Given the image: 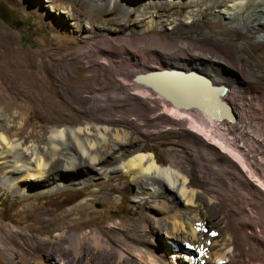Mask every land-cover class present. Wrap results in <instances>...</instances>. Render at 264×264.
<instances>
[{"label": "bare ground", "instance_id": "bare-ground-1", "mask_svg": "<svg viewBox=\"0 0 264 264\" xmlns=\"http://www.w3.org/2000/svg\"><path fill=\"white\" fill-rule=\"evenodd\" d=\"M94 2L97 7H113L126 14L135 13L136 16L131 24L126 20L119 24H102L96 38H93V34L84 32L83 36L88 41L82 47L83 53L79 60L86 68L95 67L90 75H93L96 81L108 82L104 89L92 90L91 97L95 98L91 101V106H88V112L94 115V119L62 128L52 126L49 135L41 141L39 138L33 139L31 133L22 135L25 124L19 121L16 126L10 125L9 116L0 110V174L7 189L15 195H42L61 186L84 185L90 180L100 181L110 176L127 174L149 195L163 191L167 196L181 202L173 212V208L169 204L164 205V201L162 205L153 207L148 202L135 200L143 211L146 209L152 214V217L142 215L140 221L143 220V223L154 227L160 220H164L166 222L160 233H164L175 244V240H181L192 245L195 253L189 259V264H211L213 261H220L225 258V251L229 249H232V257L234 250L237 251L235 247L245 241L253 255L249 264H264V58L258 61L246 54L248 44L264 45V0ZM218 3L223 5L217 6ZM183 6L189 8L180 14ZM174 7L179 8L176 13H163L165 9L174 10ZM210 8H215L214 17L224 20L231 29L258 30L257 38L234 42L225 37L211 35L212 38H195L176 33L188 32L193 24V15ZM64 10L62 12H68L65 7ZM158 30H167V34L160 36L155 33ZM222 30L226 31L227 28ZM216 34L219 35L218 32ZM210 40L214 43L211 44ZM262 55L264 57V50ZM226 65L234 69L227 71ZM171 68L186 72L200 71L210 79L211 84L225 86L222 99L234 110L237 119H211L196 107L177 109L151 86L133 79L137 74ZM61 72L65 73V68ZM69 75L71 78L67 82L62 81L56 77L52 68H44L42 61H28L15 50L0 44V82L4 84L1 89L9 90L14 104L18 103L17 100H22L40 107L47 119L54 124L61 119L65 111L63 91L67 88L76 91L80 87L78 83L73 85V77L76 76L74 72ZM150 79L157 81L163 90L173 96L201 101L212 100L213 97L214 92L196 78L181 80L161 74ZM120 97H123L124 101H119ZM221 105L215 102L212 107ZM119 109L126 113L134 111L138 117H155V120L166 125L181 127L189 123L191 127H196L194 133L201 138L194 137V143L198 140L203 146L206 144V149L195 146V156L199 159V156L205 153L209 160H216L219 154L229 157L230 162L219 163L224 169H231V178L225 179L223 185L217 184V188L208 186L205 190V187L200 190L189 186L188 172L183 168L185 166L176 152H167V164L158 163L152 151L143 150L137 129L129 130L116 124L119 118L117 120L110 112ZM194 122L197 125H194ZM209 125H212V129ZM210 192L221 195L226 207L231 206L235 233L226 229L215 237L209 236L208 231L204 232L207 221L211 222V219L206 217V206L203 205L202 199L212 204L214 199ZM89 201H81L71 206L67 213L60 216H47L45 211L37 212L32 208L28 213L32 222L25 229L40 234L41 231H47V224H60L64 216L70 218L71 214H77L80 218L90 215L92 211ZM160 212L164 214L160 215ZM243 218H247L248 222H243ZM124 222L123 220L119 225L124 227ZM134 227L136 225L132 224V228ZM110 229H113V225L90 230L87 242L93 247L110 245L98 232ZM208 230L212 231V226ZM82 233L70 232L68 236L67 245L76 255L82 250L78 247L80 241L85 240ZM12 236V233L6 234L8 239H13ZM55 238L60 239L61 235L58 233ZM180 247L177 243L176 248ZM111 249L115 248L111 246ZM138 250L148 264H163V251L159 243L143 239ZM0 251H4L1 246ZM8 254L13 262H23V252L9 248ZM17 257L18 259L14 260ZM117 257V264H126L120 250H117ZM179 258L182 261L184 259ZM104 263L113 264L114 261L107 260ZM60 264L70 263L65 261Z\"/></svg>", "mask_w": 264, "mask_h": 264}, {"label": "rangeland", "instance_id": "rangeland-1", "mask_svg": "<svg viewBox=\"0 0 264 264\" xmlns=\"http://www.w3.org/2000/svg\"><path fill=\"white\" fill-rule=\"evenodd\" d=\"M222 5V3H218L217 6ZM64 7L68 9V12H62V10L65 11ZM176 7H174V10L165 9L163 13L166 15H170L171 12L176 13V10L179 9ZM188 8V6H183L180 14L184 13ZM214 9H204L199 14L193 15V24H191V28L189 27L188 32L176 31V33L179 32L178 34L190 35L195 38L210 37L211 35L213 37H225L234 42L257 38L258 30L231 29L224 20L214 17ZM125 14L123 11L113 7H97L94 0H0V44L7 49L15 50L17 54L25 57L28 61H42L44 68H52L56 77L62 81L67 82L71 78L69 74L74 72L76 76L73 77V85L78 83L80 86L76 91L68 88L63 91L65 111L61 119L54 124V122L47 119L44 111L32 102L17 100L18 103L14 104L13 99L10 97L11 93L7 89L2 90L1 86L3 87L4 84L0 82V110H3L9 116L10 125L16 126L20 121L21 124H25L22 135L31 133L33 139L39 138L42 141L49 135V129L52 126L62 128L93 120L94 115L88 112V106H91V101L95 98L91 97L92 90L104 89L103 87H107L108 82L96 81L95 77L90 75L95 67L86 68L85 65L81 64L82 62L79 59L83 53L82 47L88 41L83 35L84 32H87L88 35L93 34V38H96L99 26L124 23L125 20L128 24H131L135 20V13ZM222 28H227L229 32L226 30L227 33ZM213 30L217 31L219 35ZM155 33L164 36L167 34V30H158ZM210 43L213 44L214 42L210 40ZM78 49L80 50L79 52ZM263 50V44L258 46L248 44L246 46V54L258 61H262L261 58H264L262 55ZM63 57L67 58L64 59ZM64 68L66 74L61 72ZM225 68L227 71L234 69L227 65ZM98 96L96 95V97ZM122 100L124 101V98L120 97L119 101ZM131 112L126 113V111L123 112L122 109H119L110 113L117 120L119 118V122L116 123L119 126L126 127L129 130H138V136L144 146L143 150L152 151L158 163L167 164V152H176L185 166L183 168L188 172L189 186H195V188L200 190H203L204 187L205 190L208 186L217 188V184L223 185L225 179L231 178V169H224L220 165L224 161L230 162L229 157L219 154L216 160H209L205 157V153L200 155L199 159L197 155L195 156V146L206 149V144L203 146L200 142L198 143V140L196 141L197 143H194V137L198 136L194 133L196 127H191L189 123L181 127L166 125L155 120V117L146 118L143 115L138 117L134 111ZM194 125H197V123L194 122ZM209 128L212 129V125H209ZM198 138L201 137L198 136ZM208 140L210 141V139ZM221 157L223 158L221 159ZM130 179L127 174H119L115 177L110 176L106 180H90L84 185L61 186L52 192L43 193L42 195H15L7 189L6 183L2 180L0 174V246L4 248L3 252L0 251V264H60V262L65 261L70 264H105L104 262L107 260L114 261L113 264H117V250L122 252V257L125 258L126 264H148L146 258L140 256L141 252L138 250L143 239H150L155 244H160V248L163 251V264H180L177 263L178 259L179 261L181 260L179 257H184V260H188L187 264H189V259H191L192 255L194 256L195 249L193 248L187 254L182 253L184 251V247L181 244L183 241L175 240L174 242L176 244L179 243L181 246L176 248L175 243L168 239L164 233H160L166 221L160 220L154 227L143 223V220L140 221L139 219L142 215L152 217V214L146 209L143 211L135 200L140 199V201L148 202L153 207L158 204L162 205L164 201V205L169 204L173 208V212L181 202L167 196L163 191L149 195ZM200 190H198L199 195L201 193ZM210 194L214 199L212 204H208L201 198L203 205L206 206V217L209 216L211 219V222L207 221L204 232L208 231L209 236L215 237L219 232L226 231V229L235 233L236 231H233L234 223L231 220V206L226 207L221 195L212 194V192ZM86 200H90V210L92 211L90 215H84L80 218H78L77 214H71L70 218L64 216L60 224L59 222H57L58 224H47L45 228L47 231H41L42 233L40 234L25 229L32 222L31 217L28 215L32 208L33 211L37 212L45 211L44 213L47 216L50 214L60 216L65 212L67 213V209L71 206ZM227 204L229 203L227 202ZM163 209L165 210L167 207ZM163 209L161 211L164 212ZM50 210L51 212H48ZM163 212L159 214L162 215L164 214ZM170 213H172V210ZM239 214L242 215L241 213ZM243 219V222H248L247 218L246 220L245 218ZM123 220L125 221L123 223L124 227L119 225ZM115 222H118V224H115ZM132 224H135L136 227L132 228ZM112 225L113 229H110V231H98L103 240L110 243V245L102 244L99 247H93L87 242L86 238L89 236L90 230ZM211 226L212 231L208 230ZM8 229L13 231H3ZM63 230H66V232ZM70 232L84 233L82 234L85 236V240L82 239L78 245V247L82 248L79 255H76L67 245ZM8 233L13 234V239L6 237ZM58 233L61 235L60 239L55 238ZM166 245H170L173 248H167ZM111 246L115 249H111ZM9 248L18 250L20 253L23 252L22 263L13 262V259L8 254ZM235 249L242 253L234 250L235 254L231 257L232 249L226 250L225 258L222 259L221 264L227 262L229 264H249V259L253 255L249 251L247 242L239 244ZM17 259L18 257L14 260ZM225 260L227 261L225 262ZM211 264H218V261H213Z\"/></svg>", "mask_w": 264, "mask_h": 264}, {"label": "water", "instance_id": "water-1", "mask_svg": "<svg viewBox=\"0 0 264 264\" xmlns=\"http://www.w3.org/2000/svg\"><path fill=\"white\" fill-rule=\"evenodd\" d=\"M161 74H165L168 77H176L181 80L182 79L185 80L188 78L198 79L199 81H201V83H203V85H206L207 87H209L211 91L214 92L212 100L205 99L204 101H201V100H195L185 97L180 98L178 96H173L169 94L160 87V84L157 83V81L155 82V80L150 79L151 77H158ZM133 79L136 82L144 83L146 85L151 86L155 91L160 93L165 99L169 100L170 103L177 109L196 107L204 115H206L211 119L220 120L226 118L229 119L230 121H235L237 119V115L234 112V110L230 108V106L226 103L224 99H222L223 93L226 90L225 86L211 84L210 79L200 71L190 70L186 72L184 70L161 69L160 71L137 74L133 77ZM215 102L222 104L221 107H217V108L212 107Z\"/></svg>", "mask_w": 264, "mask_h": 264}, {"label": "clouds", "instance_id": "clouds-1", "mask_svg": "<svg viewBox=\"0 0 264 264\" xmlns=\"http://www.w3.org/2000/svg\"><path fill=\"white\" fill-rule=\"evenodd\" d=\"M178 70V69H175V68H171V69H167V70ZM161 69L157 70V71H160Z\"/></svg>", "mask_w": 264, "mask_h": 264}, {"label": "snow or ice", "instance_id": "snow-or-ice-1", "mask_svg": "<svg viewBox=\"0 0 264 264\" xmlns=\"http://www.w3.org/2000/svg\"><path fill=\"white\" fill-rule=\"evenodd\" d=\"M213 235H214V233H213Z\"/></svg>", "mask_w": 264, "mask_h": 264}]
</instances>
